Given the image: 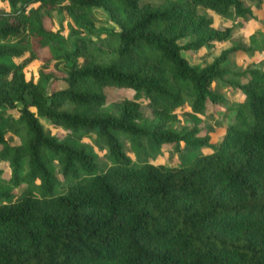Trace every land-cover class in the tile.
<instances>
[{
	"label": "trees",
	"instance_id": "obj_1",
	"mask_svg": "<svg viewBox=\"0 0 264 264\" xmlns=\"http://www.w3.org/2000/svg\"><path fill=\"white\" fill-rule=\"evenodd\" d=\"M0 2L8 5L0 8V159L10 168L8 177L0 169V264H264V70L225 64L239 44L203 67L182 54L231 35V27L212 25L209 12L252 16L249 6L242 0ZM60 5L88 37L62 40L46 28ZM93 8L112 24L100 27L104 38L96 40ZM185 38L191 39L180 44ZM44 48L47 56L40 55ZM263 49L264 34H251L245 50ZM25 52L54 60L55 70L27 79L26 61H15ZM52 78L65 87L48 93ZM214 80L242 98L227 106L234 115L218 147L197 154L210 145L199 115L209 102L226 101L211 90ZM104 87L142 93L153 119L143 120L135 99L116 103V115L103 110ZM184 104L194 125L177 130L175 109ZM41 118L69 135L48 134ZM162 144L179 152V166L149 161ZM94 145L110 160L102 168Z\"/></svg>",
	"mask_w": 264,
	"mask_h": 264
},
{
	"label": "rangeland",
	"instance_id": "obj_2",
	"mask_svg": "<svg viewBox=\"0 0 264 264\" xmlns=\"http://www.w3.org/2000/svg\"><path fill=\"white\" fill-rule=\"evenodd\" d=\"M246 6H249L252 10V16L246 17H234V16H222L217 13L209 12L212 17V25L215 28L223 29L225 27H231V35L221 43L213 42L205 47L198 50L193 49H183V56L188 59V61L199 67H203L206 64L211 63L223 49L232 47L233 45H240L243 48H239L227 56L225 62L230 68L235 71H243L246 68L256 65L264 70V49L260 52L247 51L245 50L249 46V36L251 34H256L261 32L264 34V0H242ZM161 0H141V3H150L152 5H157ZM0 8L8 9V5L4 2H0ZM92 15L95 18V33L90 35L93 40L104 38V35L97 34L100 27L111 28L112 24L109 21L108 15L101 8H93ZM45 26L54 32H57L62 40H74L76 38L88 37V34L81 28L77 27L71 18L68 16L66 10L62 5L53 12L51 18L45 20ZM26 32L24 33V35ZM191 38H185L179 40L180 44H185L189 42ZM10 41H14L11 38ZM105 43V41H103ZM83 46V45H82ZM49 54L48 48H44L40 51L41 56H47ZM25 62L24 72L27 79L37 80L40 70L43 71H54V60H41V59H30L29 53L25 52L20 58H15L16 62ZM241 82H246V76H241ZM65 87V83L60 79H50L47 82V92L50 93L52 90H57ZM212 91H216L222 94L226 101L218 102L217 104L208 103V109L206 114L199 115L200 122L198 127L201 134L207 133L209 135V146H203L196 150L197 154H207L211 153L218 147L220 141L223 138L225 132V126L229 124L232 119L234 112L228 109V105L232 102H237L242 98L241 91L234 89L230 86H226L220 81L214 80L210 86ZM106 102L103 110L117 114L115 104L123 101L124 99H135L140 103V111L142 113L143 120L145 122H150L153 119V114L148 106L147 99L142 93H138L131 89L126 88H116V87H104L103 89ZM71 104L67 103L64 109L69 110ZM177 114V120L171 125L177 130L182 128H190L194 125L193 119L191 117V109L187 105H181L175 109ZM13 114L17 115V110L12 111ZM45 130L48 134L57 136L62 139L69 135V131L62 127H55L50 125L48 120L41 118ZM84 140L92 144V139L89 137L84 138ZM11 144H18V139L15 136H11ZM125 148L127 154L135 159L136 155L131 149L130 142L124 139ZM181 150H184L185 145L183 142L180 143ZM94 150L97 154V162L100 168L104 167L106 164L110 163V160L106 157L105 151L99 146L94 145ZM149 161L154 164H164L169 167H176L180 165V154L177 152L173 145L162 144L159 151L149 158ZM55 173L59 179H62V174L60 171L59 164L54 162ZM0 169L2 170V176L8 177L10 175V168L8 163L0 159ZM14 192L19 193L18 189Z\"/></svg>",
	"mask_w": 264,
	"mask_h": 264
}]
</instances>
